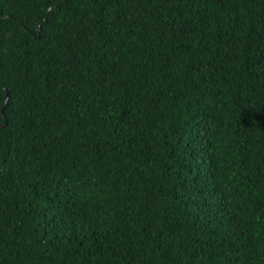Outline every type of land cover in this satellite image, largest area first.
<instances>
[{
  "label": "trees",
  "instance_id": "1",
  "mask_svg": "<svg viewBox=\"0 0 264 264\" xmlns=\"http://www.w3.org/2000/svg\"><path fill=\"white\" fill-rule=\"evenodd\" d=\"M0 125V264H264V0H0Z\"/></svg>",
  "mask_w": 264,
  "mask_h": 264
},
{
  "label": "water",
  "instance_id": "2",
  "mask_svg": "<svg viewBox=\"0 0 264 264\" xmlns=\"http://www.w3.org/2000/svg\"><path fill=\"white\" fill-rule=\"evenodd\" d=\"M7 94H8V93L6 92V95H5V96H7ZM0 126H1V125H0Z\"/></svg>",
  "mask_w": 264,
  "mask_h": 264
}]
</instances>
